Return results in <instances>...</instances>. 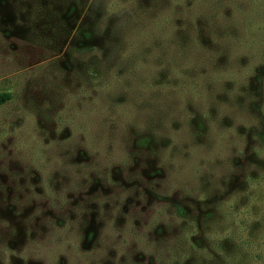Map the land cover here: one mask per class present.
Segmentation results:
<instances>
[{
    "label": "rangeland",
    "instance_id": "374dc122",
    "mask_svg": "<svg viewBox=\"0 0 264 264\" xmlns=\"http://www.w3.org/2000/svg\"><path fill=\"white\" fill-rule=\"evenodd\" d=\"M2 94L0 264H264V0H0Z\"/></svg>",
    "mask_w": 264,
    "mask_h": 264
},
{
    "label": "flooded vegetation",
    "instance_id": "af4514ba",
    "mask_svg": "<svg viewBox=\"0 0 264 264\" xmlns=\"http://www.w3.org/2000/svg\"><path fill=\"white\" fill-rule=\"evenodd\" d=\"M109 229L111 230V231H115V226L114 225H110L109 226ZM107 235L105 234V237H106ZM104 237V238H105ZM102 247H107V245H106V243H105V241H104V243H102ZM105 248H104V250H105ZM103 250V249H102ZM101 251V250H100ZM165 253L163 252V253H161V258H164L165 257V255H164ZM90 255H92V254H90ZM151 255L156 259V256H157V254H156V251L155 250H153L152 251V253H151ZM91 258L93 259H95V260H97L98 259V257L97 256H95V255H92L91 256ZM173 261V260H172Z\"/></svg>",
    "mask_w": 264,
    "mask_h": 264
},
{
    "label": "trees",
    "instance_id": "16d2710c",
    "mask_svg": "<svg viewBox=\"0 0 264 264\" xmlns=\"http://www.w3.org/2000/svg\"><path fill=\"white\" fill-rule=\"evenodd\" d=\"M10 98V95L8 94H2L0 95V105L5 104Z\"/></svg>",
    "mask_w": 264,
    "mask_h": 264
}]
</instances>
